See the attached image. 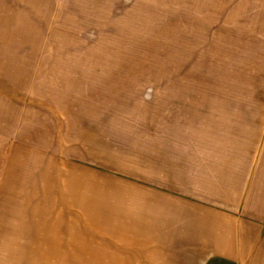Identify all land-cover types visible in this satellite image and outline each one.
Here are the masks:
<instances>
[{
  "label": "rangeland",
  "instance_id": "1",
  "mask_svg": "<svg viewBox=\"0 0 264 264\" xmlns=\"http://www.w3.org/2000/svg\"><path fill=\"white\" fill-rule=\"evenodd\" d=\"M34 1L0 0V264L140 263L141 179L264 170V0Z\"/></svg>",
  "mask_w": 264,
  "mask_h": 264
},
{
  "label": "crops",
  "instance_id": "2",
  "mask_svg": "<svg viewBox=\"0 0 264 264\" xmlns=\"http://www.w3.org/2000/svg\"><path fill=\"white\" fill-rule=\"evenodd\" d=\"M255 156H260L259 147ZM259 160L249 183L248 173L231 175L226 186L203 181L202 189L191 181V173H181L174 185L178 189L141 179L143 184L133 186L139 205L114 201V208L122 205L119 215H134L130 224L123 220L113 235L109 232L114 245L122 243L120 257L140 260L133 264H264V170ZM192 190L225 196L212 201Z\"/></svg>",
  "mask_w": 264,
  "mask_h": 264
}]
</instances>
